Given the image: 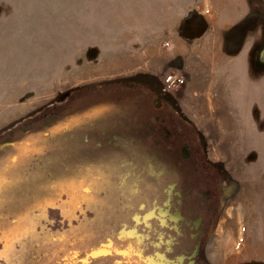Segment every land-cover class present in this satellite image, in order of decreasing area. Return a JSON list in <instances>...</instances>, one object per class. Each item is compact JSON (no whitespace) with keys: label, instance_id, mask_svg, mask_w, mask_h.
I'll return each instance as SVG.
<instances>
[{"label":"rangeland","instance_id":"obj_1","mask_svg":"<svg viewBox=\"0 0 264 264\" xmlns=\"http://www.w3.org/2000/svg\"><path fill=\"white\" fill-rule=\"evenodd\" d=\"M260 20L264 0H0V132L102 84H147L224 173L205 261L264 264V170L241 163L264 162V41L243 50Z\"/></svg>","mask_w":264,"mask_h":264},{"label":"flooded vegetation","instance_id":"obj_2","mask_svg":"<svg viewBox=\"0 0 264 264\" xmlns=\"http://www.w3.org/2000/svg\"><path fill=\"white\" fill-rule=\"evenodd\" d=\"M96 88L0 132V264H207L222 169L149 85Z\"/></svg>","mask_w":264,"mask_h":264},{"label":"crops","instance_id":"obj_3","mask_svg":"<svg viewBox=\"0 0 264 264\" xmlns=\"http://www.w3.org/2000/svg\"><path fill=\"white\" fill-rule=\"evenodd\" d=\"M240 24L243 25L245 23L244 20H239ZM239 23H235V25H239ZM264 41V21H259L258 23V27L253 31L250 32L249 38H247V40L245 42H247V44L245 43V45H243V50L247 51L245 55L247 56H252L253 55V51L259 47H261V44ZM250 65V64H249ZM250 67V66H249ZM246 64H243L242 67H239V69L244 72L246 74L245 76V80L249 81L251 79V76L249 75V68ZM254 80L256 82H261V76H256L254 78ZM258 84H254V86L256 87ZM259 86V85H258ZM257 96L261 99V101H259V104H264V92L260 93L259 95L257 94ZM243 165V168L245 169H263L264 170V162H251V163H244L241 162ZM261 173V172H260ZM264 173V172H263Z\"/></svg>","mask_w":264,"mask_h":264},{"label":"snow or ice","instance_id":"obj_4","mask_svg":"<svg viewBox=\"0 0 264 264\" xmlns=\"http://www.w3.org/2000/svg\"><path fill=\"white\" fill-rule=\"evenodd\" d=\"M7 148L6 145L0 144V152L5 151ZM7 191V185L4 182L2 176H0V203L3 202L4 198H5V192Z\"/></svg>","mask_w":264,"mask_h":264},{"label":"trees","instance_id":"obj_5","mask_svg":"<svg viewBox=\"0 0 264 264\" xmlns=\"http://www.w3.org/2000/svg\"><path fill=\"white\" fill-rule=\"evenodd\" d=\"M192 127H194V126L192 125Z\"/></svg>","mask_w":264,"mask_h":264},{"label":"bare ground","instance_id":"obj_6","mask_svg":"<svg viewBox=\"0 0 264 264\" xmlns=\"http://www.w3.org/2000/svg\"><path fill=\"white\" fill-rule=\"evenodd\" d=\"M17 94V93H16Z\"/></svg>","mask_w":264,"mask_h":264}]
</instances>
